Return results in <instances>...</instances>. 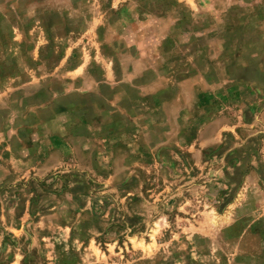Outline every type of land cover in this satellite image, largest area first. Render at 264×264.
Listing matches in <instances>:
<instances>
[{
  "label": "rangeland",
  "instance_id": "374dc122",
  "mask_svg": "<svg viewBox=\"0 0 264 264\" xmlns=\"http://www.w3.org/2000/svg\"><path fill=\"white\" fill-rule=\"evenodd\" d=\"M0 264H264V0H0Z\"/></svg>",
  "mask_w": 264,
  "mask_h": 264
}]
</instances>
